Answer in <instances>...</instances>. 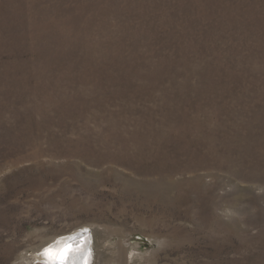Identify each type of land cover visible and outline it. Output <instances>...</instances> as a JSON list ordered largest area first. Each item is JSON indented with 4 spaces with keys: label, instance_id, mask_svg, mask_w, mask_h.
Returning <instances> with one entry per match:
<instances>
[{
    "label": "rangeland",
    "instance_id": "374dc122",
    "mask_svg": "<svg viewBox=\"0 0 264 264\" xmlns=\"http://www.w3.org/2000/svg\"><path fill=\"white\" fill-rule=\"evenodd\" d=\"M78 228L264 264V0H0V264Z\"/></svg>",
    "mask_w": 264,
    "mask_h": 264
},
{
    "label": "bare ground",
    "instance_id": "6f19581e",
    "mask_svg": "<svg viewBox=\"0 0 264 264\" xmlns=\"http://www.w3.org/2000/svg\"><path fill=\"white\" fill-rule=\"evenodd\" d=\"M81 232H82V229L78 228V230L75 231L73 236L76 235L75 237L78 238V236L84 235L86 233V230L83 229V233H81ZM88 235L91 236V240H92L91 244L92 245H90V246H89V244L87 245L88 242L86 239H84V241L79 240V241L73 242L74 244L75 243H81V245L78 246V248H79L78 253L72 257L70 256L68 262H71L73 264H102L103 261L107 260V257L109 256L108 252H107L109 246H108V243L100 240L101 235H100V232L98 231V229H95V228L91 229L89 231ZM59 240H60V238L58 239V241ZM58 241H57V243H55L56 241H54L53 243L47 245L45 248L42 249V251H41V253L43 254V256H41L42 261L46 262L47 264H52L53 260L56 257H58L61 250H64L66 248L69 250L70 247H64V245L66 243H68L69 241H65L66 243H64V244H63V242L59 243ZM74 244H72V245H74ZM85 247H87L86 250H85ZM90 248H92L93 253H89ZM46 249H50L51 253L46 254L45 253ZM40 255L36 254L35 257H40ZM133 259H134V254L130 253L126 257L124 263L131 264ZM117 260L119 261L120 259L118 258Z\"/></svg>",
    "mask_w": 264,
    "mask_h": 264
},
{
    "label": "water",
    "instance_id": "95a60500",
    "mask_svg": "<svg viewBox=\"0 0 264 264\" xmlns=\"http://www.w3.org/2000/svg\"><path fill=\"white\" fill-rule=\"evenodd\" d=\"M75 233V232H74ZM74 233H71V234H68V235H66V236H63V237H60V240L58 241V239L56 240V242L55 243H57V241L59 242V243H61V242H63V244L64 243H66L65 241H69L68 243H66L65 245H64V247H70L69 248V251H68V254H67V256H66V259H65V261H64V264H73V263H71V262H68V260H69V258H70V256L72 257V256H74V255H76L77 253H78V251H79V248H78V246H80L81 245V243H73V242H76V241H79V240H83L84 241V239H86L87 240V245L89 244V246L90 245H92L91 243H92V240H91V236L90 235H88L89 234V231L88 230H86V233L84 234V235H81L80 237H78V238H76L75 236L76 235H74L73 236V234ZM81 233H83V229H82V232ZM72 244H74V245H72ZM86 248L87 247H85V250H86ZM89 251V250H88ZM87 251V252H88ZM89 253H93L92 252V248H90V252Z\"/></svg>",
    "mask_w": 264,
    "mask_h": 264
},
{
    "label": "snow or ice",
    "instance_id": "6c2138e0",
    "mask_svg": "<svg viewBox=\"0 0 264 264\" xmlns=\"http://www.w3.org/2000/svg\"><path fill=\"white\" fill-rule=\"evenodd\" d=\"M68 251L69 250L67 248L64 249V250H61V252L59 253L58 257H56L53 260L52 264H64V261L66 259L67 254H68ZM45 253L46 254H50L51 253V250L50 249H46L45 250Z\"/></svg>",
    "mask_w": 264,
    "mask_h": 264
}]
</instances>
